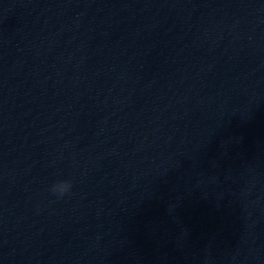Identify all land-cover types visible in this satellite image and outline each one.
<instances>
[{"label":"clouds","instance_id":"obj_1","mask_svg":"<svg viewBox=\"0 0 264 264\" xmlns=\"http://www.w3.org/2000/svg\"><path fill=\"white\" fill-rule=\"evenodd\" d=\"M71 188L72 182L70 180H58L52 184L50 191L57 197H63L70 193Z\"/></svg>","mask_w":264,"mask_h":264}]
</instances>
